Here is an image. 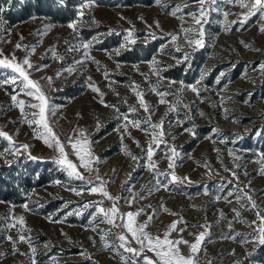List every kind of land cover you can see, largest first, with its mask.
<instances>
[{"label":"rangeland","instance_id":"obj_1","mask_svg":"<svg viewBox=\"0 0 264 264\" xmlns=\"http://www.w3.org/2000/svg\"><path fill=\"white\" fill-rule=\"evenodd\" d=\"M0 8V59L38 82L47 123L84 177H70L42 125L28 122L39 112L29 107L40 103L27 95L35 89L0 65V264H144L152 252L137 257L118 239L139 249L118 225L140 210L134 226L152 217L153 236L174 221L182 222L170 239L194 243L205 232L197 253L179 246L197 264H264V10L250 14L239 0H0ZM82 149L91 171L75 154Z\"/></svg>","mask_w":264,"mask_h":264},{"label":"snow or ice","instance_id":"obj_2","mask_svg":"<svg viewBox=\"0 0 264 264\" xmlns=\"http://www.w3.org/2000/svg\"><path fill=\"white\" fill-rule=\"evenodd\" d=\"M199 2L201 4H203L204 0H199ZM230 2L236 3V2H238V0H230ZM239 2H240V6L242 8H244V7L250 8V14H255L254 12H251V9H255L258 11L264 10V0H254V3H251L250 5L243 3V0H239ZM2 11H3V9L0 8V12H2ZM196 22L199 23V20H197ZM0 24H2V20H0ZM69 26L73 27V25H69ZM185 31H188V30L185 29ZM262 31H264V29H262ZM172 38H173V40L176 39L175 36H173ZM196 43L200 44V41L197 40ZM17 47H20V45L18 44ZM85 47H88V45H85ZM23 64L28 65L29 68L32 67V65L29 63V61L27 59H25L23 61ZM0 65H3L4 67H11L13 72H19L20 76H23L24 80L27 81V85L25 87L30 86L31 89H35V92L29 90L27 92V95L34 96L35 99L40 101V103L29 104V107L37 108V109H39V112L38 113H32L31 115H32L33 119L28 121V122L29 123H36L38 125H42L44 133L41 134V138L44 139L45 143L48 144L49 147L55 146L57 148V150L60 152L61 156L63 157V159L58 160L57 163L67 166L66 170H68V175L70 177L75 176L76 179L83 180L84 179L83 175H81L77 171V165L74 164L72 161L67 159V154L64 152L63 145H61L59 138L55 135V133L52 132V129L50 128L49 124L47 123L46 116H45L47 101H46V98L44 97L43 93L40 91L38 82L30 80L28 78V75L25 73V71L21 68L20 65H12L6 59H0ZM261 67L264 68V64H262ZM16 79H17V77L13 76L12 82L15 83ZM93 90L99 91V89H96V88H94ZM192 90L196 91L195 88H193ZM139 95L140 94L138 93V96ZM160 95H163V94H160ZM12 99L15 101L16 97L13 96ZM164 102L165 101L163 99L160 100V103H164ZM140 103L142 106H144L145 110L147 111V105L144 103L143 99L140 100ZM19 105L21 106L22 114H24L23 113L24 101H19ZM134 110L135 109H133V111ZM24 115H27V114H24ZM37 116L39 117L38 120L36 119ZM136 126H138V125H136ZM151 127L153 129H156V128H159L160 125L154 124V125H151ZM5 135H7V134L0 132V136H5ZM80 135L83 137L84 133L81 132ZM49 137H50V140H49ZM9 139H11V138L9 137ZM78 143H80V141H77L76 143L72 144V147L74 150H76ZM24 147L27 148L28 146L25 145ZM82 152H83V154H82ZM172 153H173V156L178 155V153L175 152V149L172 150ZM75 154L80 161V166L83 167L86 171H91L90 164L92 162V158H91L90 151L86 150V149H82V150L75 151ZM147 155H148V158L151 159V157L153 155V150L151 148V145L147 149ZM133 159H135V157H133ZM154 166L155 165L153 163L152 167H154ZM173 166H174L173 163L170 162L169 168H172ZM97 178L99 179V177H97ZM172 179L173 180H179L180 178L176 177L173 174ZM157 183H159V181H157ZM102 185H103V182H101V187L99 189L102 192V194L104 196L108 197L109 199H113V197H111L107 191L103 190ZM97 190H98L97 188L91 189V191H93V192H96ZM249 199H250V197H249ZM24 207L27 208V205H25ZM253 207H255L254 204H253ZM164 210L169 211L166 208ZM99 211L105 212V210L102 208H100ZM109 211L111 213L115 214V213H117L118 210L116 207H112ZM141 212H142V210H140L139 212H136V213L129 212V213L124 214L129 218L128 221L122 225H118L120 227L127 229V232L131 234V239L134 240L135 243L140 246L139 249L131 247L128 236L124 235V234H121L118 236V239L121 242V244H120L121 247L125 248L128 252L134 253L137 257L141 256V254L144 253L145 250L152 252L154 254L155 259L144 255L143 256L144 264H197V262L194 259V256L191 254L188 256H185L184 254H182L179 246L181 244L188 245L190 248V253H192V254L197 253L199 251L200 244L206 235L205 232H201L196 237V240L194 243H189V241L184 240L182 238V236L176 240L170 239L169 237H170L171 233L174 230H176V228H177V223L182 222V221H174L167 227L166 231H164L163 238H161V236L159 234L153 236L151 233H149L145 230L148 227V225L150 224L152 217H149L148 220L145 221L144 223L139 224L137 226H134V224H135L134 217L140 215ZM107 215H108V213H105V216H107ZM237 215H239V214L237 213ZM257 215H258V219L261 220L260 242L264 243V218L259 217V213H257ZM20 220H21V223H23L22 217L20 218ZM108 223L111 224V223H114V221L109 218ZM180 231L183 232L184 229H180ZM9 239H11V237H9ZM24 239H25L24 236L21 235L20 240H24ZM134 264H135V262H134Z\"/></svg>","mask_w":264,"mask_h":264},{"label":"trees","instance_id":"obj_3","mask_svg":"<svg viewBox=\"0 0 264 264\" xmlns=\"http://www.w3.org/2000/svg\"><path fill=\"white\" fill-rule=\"evenodd\" d=\"M65 11H66V10H65L64 8H61L60 10L57 11V15H59V16H64Z\"/></svg>","mask_w":264,"mask_h":264},{"label":"built area","instance_id":"obj_4","mask_svg":"<svg viewBox=\"0 0 264 264\" xmlns=\"http://www.w3.org/2000/svg\"><path fill=\"white\" fill-rule=\"evenodd\" d=\"M186 253H187V251H186ZM214 264H218V263H214Z\"/></svg>","mask_w":264,"mask_h":264}]
</instances>
